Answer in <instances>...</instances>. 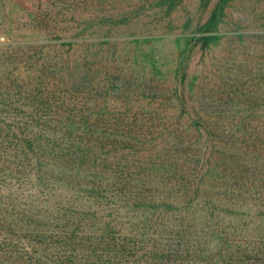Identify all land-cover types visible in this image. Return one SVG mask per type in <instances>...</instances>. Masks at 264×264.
<instances>
[{
  "label": "trees",
  "instance_id": "obj_1",
  "mask_svg": "<svg viewBox=\"0 0 264 264\" xmlns=\"http://www.w3.org/2000/svg\"><path fill=\"white\" fill-rule=\"evenodd\" d=\"M186 69L171 95L182 114L190 102L197 116L185 92ZM84 72L62 77L76 84L62 87L69 98L95 93L102 103L88 108L80 99L61 111L79 119L0 121V264H264V184L252 183L241 167L251 148L264 154V121L251 117L255 105L243 104L238 112L249 116L238 121L196 117L183 130V123L150 113L129 117L126 106L110 117L103 106L122 88L117 77L108 89L90 80L93 87L82 89ZM157 141L166 149L146 152ZM193 245L198 255H178Z\"/></svg>",
  "mask_w": 264,
  "mask_h": 264
},
{
  "label": "rangeland",
  "instance_id": "obj_2",
  "mask_svg": "<svg viewBox=\"0 0 264 264\" xmlns=\"http://www.w3.org/2000/svg\"><path fill=\"white\" fill-rule=\"evenodd\" d=\"M0 19L5 37L0 45V121L79 119L61 111L75 109L80 99L85 107L101 106L95 93L74 101L61 91L76 87L62 78L73 70L86 72L82 89L93 87L89 80L108 89V81L117 77L122 88L103 106L108 115L113 112L110 117L126 106L131 108L129 117L141 120L150 113L158 121L183 123V130L196 117L212 123L238 121L249 116L239 108L254 104L257 111L251 117L264 121V0H38V14L19 13L9 27V17L2 13ZM185 65V92L193 96L197 116L190 102L182 114L171 95L179 88ZM150 87L157 90L144 92ZM151 96H171V101L152 103L156 98ZM89 118L97 119L95 114ZM181 138L196 139L178 134ZM160 143L146 144V152L166 149ZM258 151L251 148L241 167L252 183L264 184V154ZM205 171L209 175L211 169ZM202 227L203 223L195 229ZM151 244L144 249L149 251ZM194 246L178 255H198ZM209 246L202 247V254Z\"/></svg>",
  "mask_w": 264,
  "mask_h": 264
},
{
  "label": "crops",
  "instance_id": "obj_3",
  "mask_svg": "<svg viewBox=\"0 0 264 264\" xmlns=\"http://www.w3.org/2000/svg\"><path fill=\"white\" fill-rule=\"evenodd\" d=\"M2 13H4L5 17L10 18L6 23V27H9L8 24L12 19L16 18L19 13L30 16L32 13L38 14V0H0V14L2 15ZM2 20L4 21L3 17ZM3 21L1 23L0 19V28L3 24Z\"/></svg>",
  "mask_w": 264,
  "mask_h": 264
},
{
  "label": "built area",
  "instance_id": "obj_4",
  "mask_svg": "<svg viewBox=\"0 0 264 264\" xmlns=\"http://www.w3.org/2000/svg\"><path fill=\"white\" fill-rule=\"evenodd\" d=\"M5 43V37L0 33V45Z\"/></svg>",
  "mask_w": 264,
  "mask_h": 264
}]
</instances>
